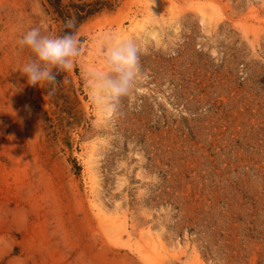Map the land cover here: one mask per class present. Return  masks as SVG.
I'll use <instances>...</instances> for the list:
<instances>
[{"label":"rangeland","instance_id":"374dc122","mask_svg":"<svg viewBox=\"0 0 264 264\" xmlns=\"http://www.w3.org/2000/svg\"><path fill=\"white\" fill-rule=\"evenodd\" d=\"M102 1L71 70L38 87L17 40L62 21L48 0H0V264H264V0ZM106 36L141 48L107 120L86 86Z\"/></svg>","mask_w":264,"mask_h":264},{"label":"clouds","instance_id":"9594fccd","mask_svg":"<svg viewBox=\"0 0 264 264\" xmlns=\"http://www.w3.org/2000/svg\"><path fill=\"white\" fill-rule=\"evenodd\" d=\"M71 27V22H68ZM21 50L30 56L19 73L29 86L55 85L57 75L69 71L80 56L81 49L75 34L58 36L45 33L40 26L31 27L17 40ZM141 48L134 39L106 36L103 44V71L91 72L86 86L92 102L101 114L110 119L123 97L136 86Z\"/></svg>","mask_w":264,"mask_h":264},{"label":"trees","instance_id":"16d2710c","mask_svg":"<svg viewBox=\"0 0 264 264\" xmlns=\"http://www.w3.org/2000/svg\"><path fill=\"white\" fill-rule=\"evenodd\" d=\"M48 2L62 21L60 36L73 34L77 27L104 11H113V4L102 0L92 4L71 5L72 13L65 10V7H61V0H48ZM68 22H71V27L67 26Z\"/></svg>","mask_w":264,"mask_h":264},{"label":"bare ground","instance_id":"6f19581e","mask_svg":"<svg viewBox=\"0 0 264 264\" xmlns=\"http://www.w3.org/2000/svg\"><path fill=\"white\" fill-rule=\"evenodd\" d=\"M199 13H201L200 15H201V17H202V19H204V17H205V14H204V12L203 11H199ZM169 14V13H168ZM148 16H150V15H148ZM149 18V17H148ZM146 21H147V18H146ZM134 28H135V31H134V34L136 35V36H138L139 35V33L141 34V35H139L140 37H143V35H144V37H145V40H146V43H148L155 35H154V33L150 30V29H148V27H145L144 26V24H141V22H135V25H134ZM148 30V31H147ZM126 39H129V37L127 36V38ZM143 40V39H142ZM101 113V112H100ZM100 116L102 117V118H104L105 120H107V118H105L102 114H100ZM89 160H92L91 161V163H96L97 161H98V155L96 156V155H90L89 157ZM98 165V164H97ZM94 166H95V164H94ZM92 177V176H91ZM94 177V176H93ZM93 179V178H92ZM91 178H90V180H91V187L93 186V185H95L96 184V180L97 179H95V181H94V179L92 180ZM98 214L99 215H102L104 218L106 217V216H110V218L111 219H109V220H107L106 222L108 223V224H112V222L114 223L115 221H113V219H115V215L117 214L116 212H112L111 214L112 215H110V212H106V210H100V208H98ZM117 217V216H116ZM119 217V216H118ZM122 220H123V225H124V231H126V233L128 232L127 231V228H126V221H125V217H123L122 216ZM111 230V229H110ZM109 234V233H108ZM130 238V237H129ZM149 246H150V248H155L156 246H159V245H157L158 244V242L155 240V239H149V241H148V243H147ZM156 245V246H155ZM178 245V244H177ZM161 246V248L162 249H164L165 250V246L162 244V245H160ZM172 247V246H171Z\"/></svg>","mask_w":264,"mask_h":264}]
</instances>
